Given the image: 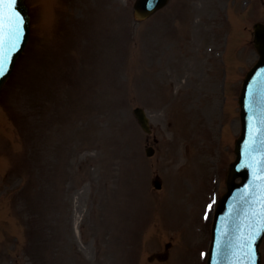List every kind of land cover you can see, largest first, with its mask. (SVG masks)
<instances>
[{
	"label": "rangeland",
	"instance_id": "rangeland-1",
	"mask_svg": "<svg viewBox=\"0 0 264 264\" xmlns=\"http://www.w3.org/2000/svg\"><path fill=\"white\" fill-rule=\"evenodd\" d=\"M28 1L33 19L37 21L39 10L35 9L34 1ZM62 2L66 4L65 0ZM133 2L76 0L71 6L60 5L54 19H50V26L49 20H45L44 24L49 27L41 30L40 48L34 47L30 52L34 35L25 56V82L11 94L10 122L5 129H0V264L17 255L24 261L26 256L27 264H32L31 255L39 257L41 264H81V260L86 264H115V251L124 250L117 236H122L120 239L131 237L138 242L144 232L153 228L151 224H138L140 217L150 214L151 209L136 208V215L131 209L123 216L128 227L125 215L134 218L129 227L131 233L126 231L122 210L134 205L124 204V200L146 190L152 193L153 201L160 202L166 191L177 186L185 191L188 187L196 188L195 174L208 170L203 164L179 172V160L171 162L169 156L173 150L166 146V141L162 142V137L156 155L145 156V135L135 121L133 108L137 104L147 107L159 133L162 123L158 122L166 121V111L158 106L169 101V82L180 79L183 67L164 60L167 25L163 17H159L162 13L147 22L149 24L137 23L132 19ZM188 6L196 13L208 14L214 5L207 0H183V11L189 10ZM209 23L200 24L194 18L192 27L202 30ZM225 32L223 50L233 61L236 56L229 46V31ZM218 49L216 47L214 52V65L220 64ZM134 50L140 52L143 66L133 62ZM255 58L256 52L250 47L246 66ZM222 61V90L228 101L232 97L237 68L242 64L232 62L228 66L225 59ZM144 68L148 74L139 77L137 70ZM151 72L159 78L157 98L152 89ZM216 79L214 93L218 97L214 99V121L220 151L218 173L224 174L223 167L233 157V139L240 130V120L234 95V114L229 121L232 118L235 121L231 131V127L226 129L230 110L225 106L224 113L222 111V77ZM237 85L234 86L236 94L240 84L238 88ZM199 90L205 96L209 89L200 84ZM28 109L31 113L37 112L30 121L19 118ZM218 118L220 123H226L221 130L227 132L223 139L218 130ZM5 136L9 139H4ZM1 142H8V147L2 150ZM5 160L11 163L10 174H4L7 171ZM39 163L43 174H38ZM66 168L68 174L63 173ZM155 173L163 178L165 186L157 193L151 191ZM186 174H192L190 184H187ZM207 187L208 183L206 186L202 183V194L197 198L200 207L210 191ZM144 202L151 200L145 198ZM144 202L141 200L138 206ZM166 202L170 203L169 199ZM192 204L196 206L194 201ZM200 207L195 208L199 215ZM77 209L82 214L79 231ZM172 211L168 203L162 205L158 214L162 224L165 225L168 218L174 219ZM167 227L164 234H155L147 246L148 241L141 240L140 247H132L141 263L147 253L161 250L166 241H171L175 259L178 258L176 253L179 257L186 255L179 264H202L198 255L191 253V246L187 248L189 236L182 241L184 225ZM188 230L192 229L187 227ZM209 235L210 229L197 233L198 253L205 249ZM184 247L187 249L182 251Z\"/></svg>",
	"mask_w": 264,
	"mask_h": 264
},
{
	"label": "bare ground",
	"instance_id": "bare-ground-1",
	"mask_svg": "<svg viewBox=\"0 0 264 264\" xmlns=\"http://www.w3.org/2000/svg\"><path fill=\"white\" fill-rule=\"evenodd\" d=\"M176 102L180 105V110L175 116L177 128L170 129L164 126L166 131H170L166 143L169 145V149L173 150L172 160H179V163H181L186 158L191 164L195 165L192 168L201 166L200 161H204L209 157L206 149V130L211 129L214 132L215 121L214 119L207 120L200 111L193 110L186 95L180 96ZM215 103L207 100L204 102L203 110L214 114ZM202 118H204V121L200 127L199 121ZM196 142L197 145L194 150L191 152L186 150L188 145H194Z\"/></svg>",
	"mask_w": 264,
	"mask_h": 264
},
{
	"label": "snow or ice",
	"instance_id": "snow-or-ice-1",
	"mask_svg": "<svg viewBox=\"0 0 264 264\" xmlns=\"http://www.w3.org/2000/svg\"><path fill=\"white\" fill-rule=\"evenodd\" d=\"M16 3V0H0V78H3L9 72L12 53L19 50V41L22 39V19L14 20L9 16L8 31V46L5 47V6L11 7ZM211 207V205H209ZM264 231V229L258 230ZM249 244V251L254 254V240ZM248 264H255L254 260H250Z\"/></svg>",
	"mask_w": 264,
	"mask_h": 264
},
{
	"label": "water",
	"instance_id": "water-1",
	"mask_svg": "<svg viewBox=\"0 0 264 264\" xmlns=\"http://www.w3.org/2000/svg\"><path fill=\"white\" fill-rule=\"evenodd\" d=\"M141 3L142 2L139 1L138 6H140ZM258 40V46L262 50L263 58L255 72L253 71L254 73L252 72L250 74L242 95L243 118L246 120L248 117L251 118L253 114L259 110V99L261 103H264V31L259 35ZM235 170L234 174L240 171L237 169V166H235Z\"/></svg>",
	"mask_w": 264,
	"mask_h": 264
}]
</instances>
